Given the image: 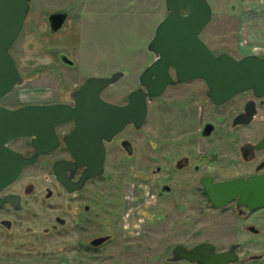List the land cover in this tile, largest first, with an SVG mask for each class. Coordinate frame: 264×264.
Instances as JSON below:
<instances>
[{"label": "flooded vegetation", "instance_id": "af4514ba", "mask_svg": "<svg viewBox=\"0 0 264 264\" xmlns=\"http://www.w3.org/2000/svg\"><path fill=\"white\" fill-rule=\"evenodd\" d=\"M59 12L65 13L64 21L57 30H52L49 16ZM181 13L185 12L181 10ZM27 15L17 38L8 47L22 79L12 47L26 25ZM162 18L155 24L153 34ZM45 20L48 35H56L70 20V8L48 11ZM209 21L202 27L199 38L214 54L226 52L232 55L226 49L214 51L217 47L202 37ZM140 53V64L144 53L152 54L148 63L143 62L137 75L138 86L134 88L146 91L139 81L140 74L157 56L148 49V44L146 52L137 51V56ZM83 54L80 45H47V68L51 74L58 76L57 63L69 68L78 67ZM167 71L172 83L167 84L159 95L145 97L146 115L142 122L138 126L129 122L110 140L102 139L104 158L99 175L83 176L86 165L78 163L86 157L80 153L75 157L66 144L65 138L76 125L75 119L57 124L52 147L37 153L35 160L24 165L18 177L1 189L0 199L11 197L12 201L0 204V213L6 216L0 217V225L6 230L14 226L15 223L7 216L17 212L24 195L36 189L31 181L22 185L21 180L26 168L37 165L44 171L40 199L45 202L47 210L57 209L63 214L53 216L54 223L44 228L45 234L56 231L58 227H66L71 220L68 214L73 220L70 227L77 230L96 228L97 223H101L99 216L103 215L107 218L105 225L121 229L123 238L135 239L138 247L143 246V238L140 237L145 234H153L160 243L165 244L166 247L155 254L154 264H264V205L251 204L252 192L248 188L244 189L243 196L238 193L232 199L216 205L203 185V181L216 184L264 177V95L246 90L226 102L215 104L208 98L202 79L178 81L171 65ZM92 76L98 75H87L66 93H59L55 99L25 104L61 103L74 106L72 92ZM105 76L109 75H102ZM16 86L0 97L1 106L15 109L24 105L1 102ZM108 86L99 92L102 100L116 105L128 102L130 91L120 100H114L103 92ZM169 112H174V118L168 119L170 125L160 124L159 116ZM32 138L19 137L7 145L18 154L29 157L35 152ZM110 163L134 166L131 176L133 183L122 186L119 199L112 198L109 193L102 197L97 191L101 185L107 188L111 186L112 176L107 171ZM151 210V220L146 215L138 218V212ZM147 223L152 225L149 231L145 229ZM133 228H137L135 234ZM26 231L30 229L26 227ZM162 232L163 236H160ZM112 239L110 233L94 234L84 242L79 240L76 247L94 251ZM140 248L143 251V247ZM187 250H195L192 256L200 263L183 258ZM135 254L138 264H144L146 259L143 253Z\"/></svg>", "mask_w": 264, "mask_h": 264}, {"label": "rangeland", "instance_id": "374dc122", "mask_svg": "<svg viewBox=\"0 0 264 264\" xmlns=\"http://www.w3.org/2000/svg\"><path fill=\"white\" fill-rule=\"evenodd\" d=\"M207 2L211 7V19L202 37L217 47L214 51L226 49L236 58L248 53L264 55V0ZM61 8H70V20L61 32L50 36L46 30V13ZM165 12V0H31L26 25L12 47L23 82L1 102L11 101L18 106L55 99L87 75H110L117 71H121L123 77L103 92L114 100H120L138 86L137 75L143 62L146 64L152 59V54L144 53L140 64L142 53L137 56L136 52H146L153 28ZM58 44L80 45L84 54L80 56L77 68L57 63L59 75L56 76L47 68L45 50L47 45ZM170 118H174V112L160 115V124L170 125ZM133 169L134 166L110 163L107 171L112 176L111 186L101 185L97 188L98 194L105 197L109 193L114 199L121 198L122 186L133 183ZM43 173L37 165L25 170L22 185L31 181L36 189L24 195L17 212L7 216L15 223L14 226L6 230L0 225V264H138L135 253L140 252L146 259L144 264L155 263V254L165 244L153 234L141 235L142 251L135 239L123 238L121 229L105 225L107 218L103 215L99 216L101 223H97L96 228L77 230L70 227L73 220L68 214L71 220L66 227H58L56 231L45 234L44 228L54 223L53 216L63 214L57 209L47 210L45 202L40 199ZM152 213L151 210L137 215L138 218L146 215L151 220ZM0 217H6L5 213H0ZM148 223L147 231L152 229ZM26 227L30 231H26ZM132 230L135 234L137 228ZM105 233L112 234L113 239L99 249L85 251L76 247L79 240L84 242L94 234ZM159 235L163 236V232Z\"/></svg>", "mask_w": 264, "mask_h": 264}, {"label": "water", "instance_id": "95a60500", "mask_svg": "<svg viewBox=\"0 0 264 264\" xmlns=\"http://www.w3.org/2000/svg\"><path fill=\"white\" fill-rule=\"evenodd\" d=\"M29 6L30 0H0V97L23 81L8 47L17 38ZM165 6L166 14L148 42V49L157 57L139 78L146 91L142 88L130 91L126 104L116 105L99 97L103 88L122 76L121 72H115L105 77L87 78L72 92L74 106L24 104L9 109L0 105V191L18 177L24 165L35 160L37 153L52 147L56 138L55 126L67 119L76 121L65 141L74 155L80 153L86 157L78 163L86 165L83 176L99 175L104 158L102 139L110 140L129 122L135 126L142 122L146 115L145 97L159 95L167 84L172 83L167 71L170 65L175 69L178 81L202 79L208 98L215 104L226 102L246 90L264 95V55L248 53L235 58L226 52L214 54L199 38L202 27L211 17L207 0H165ZM64 18L62 12L50 14L52 30H57ZM24 136L33 137L35 152L29 157L7 145ZM203 185L216 205L238 193L243 196L245 188L252 192L251 204L264 205V177L216 184L203 181ZM5 201H12L11 197L0 199V204ZM195 250H187L182 257L200 263L192 256Z\"/></svg>", "mask_w": 264, "mask_h": 264}]
</instances>
